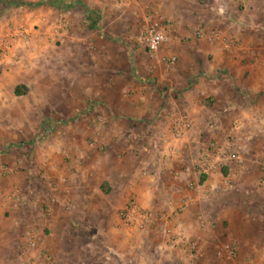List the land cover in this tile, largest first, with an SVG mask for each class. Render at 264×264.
Listing matches in <instances>:
<instances>
[{
  "label": "crops",
  "instance_id": "obj_1",
  "mask_svg": "<svg viewBox=\"0 0 264 264\" xmlns=\"http://www.w3.org/2000/svg\"><path fill=\"white\" fill-rule=\"evenodd\" d=\"M21 1L24 3H14L11 9L17 15L14 24L27 27L31 40L16 47L8 59L0 62V249L11 239L13 242L21 239L25 245V233L21 230L24 228L37 231L44 242L30 256L24 255L23 249L13 250L11 264H27L29 259L31 264H215L209 247H216L222 229L235 223L232 211L236 207L232 208L223 198L229 189L224 185L230 182L232 173L224 175L220 171L201 178L196 151L203 149V139L224 140L234 148L242 144L238 133L230 135V142L221 135L225 131V119L231 115L238 118L239 130L246 124L245 118L253 123L259 120V130L264 129V73H256L257 67L264 68V59L254 53L264 45V0H142L144 7L155 5L175 24L182 17L195 18L212 28L213 22L221 21L233 30L239 45L252 51L247 55V66L242 67V61L247 59L241 52L234 56L221 55L218 47L221 38L215 36L220 32L210 29L213 35H208L199 45H175L174 53L180 58L174 68L152 61L155 85L134 79L132 90L123 95L121 104L113 103L112 94L107 93L105 111L111 115V121L104 127L90 128L95 135L92 142L83 137H55L42 140L45 143L39 147L33 138L34 131L41 128L39 124L6 121V116L13 111L34 112L33 108L18 104L19 99L26 97L24 88H29L36 72L39 74L40 64L51 63L55 55L65 70L67 46L79 44L78 21L69 18L71 12L52 4L60 0ZM63 1L98 4L111 0ZM13 19L6 20L3 27ZM91 31L94 30L86 29L88 38L82 44H99L96 37V41H91ZM251 45H255L254 49ZM229 59L241 70L235 84L238 91L227 76L214 77ZM60 79L59 82L65 81L63 73ZM58 100L60 114L67 111L70 103L74 111L85 108L82 102L77 103L75 97L64 92H59ZM114 114L122 120H112ZM183 116L189 126L177 138L176 121ZM102 129L108 130L106 138L98 134ZM5 131L10 132L6 135ZM258 136L252 131L244 142H256ZM100 146H104V153L99 152ZM246 167L239 166V177L248 176ZM39 168L52 177L51 172L56 170L68 181L65 180L64 193L48 183L50 189L46 187L49 191L45 202L52 216L38 222L28 221L25 227L22 217L29 204L20 195L33 184ZM23 180L27 182L25 188L21 187ZM189 184L195 186L193 191L188 189ZM184 199L191 200L190 209L177 214ZM131 201L153 214L152 222L143 231L122 225L120 212ZM239 208L244 212L243 207ZM163 215L169 216V221L160 219ZM254 218L245 213L239 218L240 226L248 229V233L243 229L239 233L248 234V239L255 235L250 226L255 223ZM167 225L183 231L196 242L198 252L175 249L164 234ZM243 236L240 234L232 240L243 243ZM4 257L5 253L0 252V264H10L2 260Z\"/></svg>",
  "mask_w": 264,
  "mask_h": 264
},
{
  "label": "rangeland",
  "instance_id": "obj_2",
  "mask_svg": "<svg viewBox=\"0 0 264 264\" xmlns=\"http://www.w3.org/2000/svg\"><path fill=\"white\" fill-rule=\"evenodd\" d=\"M14 3L21 5L24 2L21 0H0V28H6L3 27L6 20H11L14 17L16 18L17 15H14V12L11 10ZM257 4L259 6V3ZM142 6L141 2L122 0H111L98 4L83 1L76 4L75 1H71L70 4L66 2L64 11L71 12L69 18L78 21L76 32L79 38V44L67 46L64 71L62 65L58 63L57 55L54 56L55 58L51 60V63L40 64L39 74L36 72L33 75L34 83L32 82L29 88H24L23 96L26 95V97L21 100L19 99L20 102L18 103L19 105L23 103L27 108H33L34 112L19 114L13 111L12 115L8 114L6 116V121H29L39 124L41 128L34 131L33 137L34 141L36 140V142L39 143L38 147L41 146V143H45V141L41 142L42 140L55 137H83L92 142V138H94L95 135H93L94 129L92 130L90 128L94 127V125L97 128H101L108 125L107 122L111 121V115L107 114L105 111V107L108 105L105 99L107 93H110V95L112 94L113 103L121 104L124 103L123 95L132 90L131 87L134 79H143L146 81L145 83L148 81V83L155 85L154 79L156 78L154 75L156 70L152 67V61L156 64L162 62L164 65H167V68H174L180 58L178 54L174 53L175 51L173 48L175 45H199L204 42L203 39H207L206 37L208 35H212L210 29L219 31L220 38L235 44L231 45L230 50L227 51L221 39L218 46L221 55L227 57V55L232 54L234 56L235 53L241 52V56H246L247 59L242 61V67L244 68L247 66L249 62L247 55L252 51L245 45H239L240 43L236 40L238 38L233 30L229 29L228 26L226 27L221 21L216 20L213 22L214 28H212L213 26H208L205 22H200L195 18L182 17L181 19H177L176 25L175 22H171L169 16H165L164 11L159 12L157 10L158 7L155 5L150 7L151 16L166 30L170 42L167 43L168 46L164 48V51L157 57L150 56L138 40L144 25V16L147 12L144 6ZM242 7L244 8L243 5ZM14 20L15 19H13L11 23L14 24ZM86 29L94 30L93 32L91 31V36L89 37L92 42L97 40L99 43L98 45L82 44L84 40L88 38ZM199 31L204 32V37L201 38L198 35ZM207 42L212 43V40H207ZM254 47L255 45H251L250 48L254 49ZM254 53L258 58L264 59V45H261V48H257ZM173 56L176 57V62L174 65L169 66L167 60H163V58L167 59V57ZM231 59L228 60L230 65L227 62L225 68H221L214 77L221 79L223 75L227 76L228 79H232L233 81V89L238 91L239 89L235 84H237L238 77L242 74H240L241 70L238 69L237 63L233 62ZM256 69L258 75L264 73L263 67L259 66ZM247 72L249 73V71ZM61 73H63L65 81L59 82L61 81ZM260 84L259 82L257 83L258 88H260L258 86ZM59 92H64L70 96L72 95L75 97L77 103H79V101L82 102L85 107L83 108L84 110L74 111L71 107L72 103H70V105L66 107L67 111L65 113L62 111L60 114L57 103L59 101ZM243 92L244 90L242 93ZM71 102L73 101L71 100ZM96 108L99 109L98 112L94 111ZM112 116H114L112 120L118 122L122 120L120 116H116L115 114ZM237 119L238 118L234 115L225 119V131L223 134L221 133V135L225 137L227 142H230L228 141L231 139L230 135L233 137L238 133L237 138L241 137L243 139L242 144L234 148L233 145H228L224 140L218 142V140L203 139V141L201 140L203 151L200 149L196 151L199 153V157H196L198 158L196 162H198L201 156L206 154L207 145L211 142H217L221 145L228 146L229 149L238 152L242 157L240 163H229L228 166L223 167L221 170L224 175H228L229 172L232 173L230 182H228L227 185L222 184L227 189L229 187L223 198L225 203L229 204L232 208L236 207V210L232 211L233 215H235V223L232 226L225 227L224 230L222 229L221 236L216 242V247L215 245L209 247V252L214 258L213 261L215 264H227V262L217 255L218 249L226 243H234L238 247V262L240 264H244L248 260L264 263V185L262 184L264 159H260L264 157V129L259 130L258 127L260 123L257 122L259 120L253 123L248 122V119L246 120L245 118L247 122L242 126V129L239 130L237 128L239 124ZM126 121L127 119L121 122ZM141 122L147 124L145 120ZM60 126L61 129H58ZM107 131L106 129H102L98 134L106 138ZM252 131H255V133L259 135L256 142L255 140L244 142L245 137H248L249 133ZM9 132L10 131H5V134L8 135ZM18 148L22 147L18 146ZM98 150L101 153L105 152L104 146L98 147ZM252 159H256V161L258 159L259 161L255 162V160L252 161ZM244 165L247 166L246 168L248 170V176H246L245 179L244 175L239 177V166L243 169ZM38 171L39 172L33 176V184H31L27 190L22 191L20 195L21 199H24L23 201L29 204L27 213L22 217V226L25 227L30 223L28 221L34 220L38 222L43 217L47 219L52 216L50 207L47 206V202H45L48 195L47 191H49L47 190V188H49L48 183L57 191L61 189V192L64 193L65 185H67L66 181H68V178L58 175L56 170L51 172L53 177L45 175L40 168ZM200 176L201 178L203 177V175ZM20 183L22 188L26 187L25 184L27 182L23 180ZM54 202L55 204H59V202L53 201V203ZM239 207H243L242 210H244V212L240 211ZM244 213L255 217L253 220L255 223L252 225L250 224V226L254 228L253 234L255 235L253 237L256 238L255 240L253 239V241L251 239L253 237L248 239V234H245L248 233V229L245 228L244 230L243 227L245 226H240L241 222L239 218L243 216ZM242 229L245 231V237L243 236L244 234L239 233ZM21 230L24 233L27 231L26 228ZM240 234L245 238V242L238 243L232 240ZM21 242V239L18 242H13L12 239L5 242L3 245L4 247L0 249V252L5 253V257L2 260H8V263L10 262L11 264L13 252L23 249L25 246L24 242L23 244ZM243 248H245V252L242 251L244 250ZM241 255L242 260H240Z\"/></svg>",
  "mask_w": 264,
  "mask_h": 264
},
{
  "label": "built area",
  "instance_id": "obj_3",
  "mask_svg": "<svg viewBox=\"0 0 264 264\" xmlns=\"http://www.w3.org/2000/svg\"><path fill=\"white\" fill-rule=\"evenodd\" d=\"M141 2L142 0H122ZM147 11L144 16V25L141 29L140 36L138 38L140 44H142L148 54L152 57H157L164 51L170 42V38L167 35L166 30L160 25L157 20H154L151 16L150 6H145ZM216 38L219 37V33H215ZM198 35L204 37V32L199 31ZM213 35V33H212ZM222 39V38H221ZM31 40V31L18 24L9 23L6 28H0V62L8 59L11 53L19 45L27 44ZM222 44L227 51L230 50L231 45L228 40L222 39ZM169 66H172L176 62V57H167ZM186 117H182L176 121L175 136L179 138L183 135V132L188 128ZM242 161L241 155L229 149L228 146L221 145L217 142H211L207 145V153L202 155L197 162L200 175L209 176L215 172H220L223 167L228 166L229 163H240ZM262 184L264 185V173L262 175ZM188 189L193 191L195 186L193 184L188 185ZM191 200L184 199L176 210L177 214H182L190 209ZM120 220L122 225L127 229H136L138 231L145 230L153 220V214L150 211L141 209L136 202L131 201L120 212ZM169 216L163 215L160 219L169 221ZM205 223H202L201 227L204 228ZM164 234L169 239L170 244L181 252L189 251L191 253H197L199 245L196 242L191 241L183 231H178L174 227L167 225L164 228ZM44 241L41 239L37 231L28 229L25 233V246L23 248L24 255L30 256L40 244ZM218 257L227 262V264H240L239 261V249L234 243H226L218 249ZM27 264H31L30 259ZM244 264H264L253 260H248Z\"/></svg>",
  "mask_w": 264,
  "mask_h": 264
},
{
  "label": "trees",
  "instance_id": "obj_4",
  "mask_svg": "<svg viewBox=\"0 0 264 264\" xmlns=\"http://www.w3.org/2000/svg\"><path fill=\"white\" fill-rule=\"evenodd\" d=\"M53 5L57 6L59 9L65 10L64 5L65 2L63 0H60V2H52ZM16 94H20L18 90H16Z\"/></svg>",
  "mask_w": 264,
  "mask_h": 264
}]
</instances>
